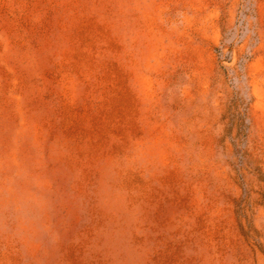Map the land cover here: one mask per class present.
<instances>
[{
	"label": "rangeland",
	"instance_id": "1",
	"mask_svg": "<svg viewBox=\"0 0 264 264\" xmlns=\"http://www.w3.org/2000/svg\"><path fill=\"white\" fill-rule=\"evenodd\" d=\"M0 264H264V0H0Z\"/></svg>",
	"mask_w": 264,
	"mask_h": 264
}]
</instances>
